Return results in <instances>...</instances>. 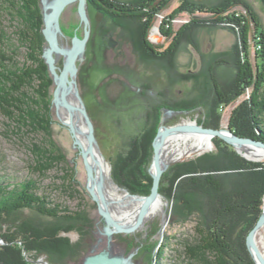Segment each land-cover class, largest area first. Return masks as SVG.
<instances>
[{
	"label": "rangeland",
	"instance_id": "374dc122",
	"mask_svg": "<svg viewBox=\"0 0 264 264\" xmlns=\"http://www.w3.org/2000/svg\"><path fill=\"white\" fill-rule=\"evenodd\" d=\"M43 1L41 0L42 7L50 6L47 9L50 13V8L56 0H45L47 2L44 4ZM89 1L86 0L90 35L84 53L76 61L77 87L93 121L98 145L109 162L111 180L121 189L119 193L124 195V190L131 191L114 179L112 161L114 154L126 148L133 131L141 128L147 109L153 111L155 106H159L161 114L159 127L186 122H197L210 127L205 123L211 124L214 120L217 129L229 127L231 112L248 99L251 90L248 89L244 95L237 97L229 105L221 106L218 119L208 117L209 105L213 106L216 100L211 79L214 77L218 82L229 87L235 82L237 69L223 61L230 63L236 61L234 52L241 49V40L238 34L239 27L228 21V17L233 12H239L249 18L251 22L250 61L255 67L256 51L261 46L255 42L256 39L259 41V29L251 19L249 11L252 10L258 16L263 30L264 4L260 0H167L160 12L152 14L154 19L147 29L148 40L157 53L152 54L141 41L144 24L148 19L129 17L131 13L123 12L121 7L109 8L106 12V8H97V6L93 8ZM109 1L128 3L132 0H107ZM159 2L157 1L156 4ZM179 6H181L180 12L171 19L169 16ZM216 7H222L225 11L219 15L212 13V8ZM78 8L79 0H76L66 5L61 11L59 33L57 31L58 45L59 47L61 45V48H72L75 35L79 38L85 36V23L81 20ZM146 11H149L148 8ZM220 17L224 19L219 20ZM2 20L12 33L17 21L13 20L10 14L5 13ZM185 24L189 26L184 28ZM53 29L57 30L55 26ZM165 31H170V34L168 35ZM111 38L116 41L114 47L109 45ZM14 40L18 44L17 39ZM173 42L178 43L177 48H174L171 55H167L166 50ZM47 47L48 42L45 39L44 49ZM25 53L26 47L21 46L17 56L20 63L25 61ZM53 55L56 59L57 71L60 73L65 65V56L61 52H55ZM47 66L52 80L50 86L51 136L65 154L67 161L56 162L53 168L42 177L32 172L30 167L33 164V144L44 143L46 141L44 133L32 129L14 131L15 129L0 113V180L7 176L19 182L31 177L37 179L40 194H46L53 202L60 203L66 213L79 216L78 218L76 215L74 219L68 218V222H65L67 220L65 217L59 220L28 208L17 213L16 223L27 220L34 230L36 229V233L42 230L49 242H55L51 245V252L44 250L37 254L33 251L37 254L35 257H30L24 252L29 262L31 264H83L84 259L90 256V253L92 254V249L97 247L99 241H106L107 244L108 237L104 233L106 222L100 213L98 201L93 198L89 190L88 171L81 149L75 144V138L69 127L61 120L54 102L58 84L48 64ZM69 78L72 80L71 76ZM192 102L195 103L192 104ZM190 133V143H194L192 153L187 158L179 157L176 163L165 170L164 179L162 177L161 180V197L167 202L164 216L149 219L150 221L146 222L142 228L133 232H118L112 237L119 251L130 252L129 256H123L130 258L132 262L135 261L136 264H190V259L186 255V244L195 243L197 239L195 226L199 220H203L204 216L201 214L207 213L208 209L200 204L197 208L184 206L175 200V196L188 197L187 186L180 188L178 185L182 180L184 182L182 183L186 184L190 176L181 173V176L175 177L174 167L183 166L184 171L186 167L197 165V168L202 167L200 171L203 174L210 170L223 174L236 171H264L260 166L250 165L249 163L256 161L247 159L236 149L233 152L238 153L239 157L237 159H233L232 155L228 157L219 137L213 138L211 150L203 151L211 145L210 138ZM197 151L199 153H196ZM219 152L221 160L228 157L225 169H216L215 167L218 166L216 159L212 161L208 155ZM256 163L264 166V159ZM170 180H175L173 185ZM200 185L204 187L202 188L204 190L206 187L204 180ZM230 194H232L231 191ZM184 196L181 198L183 201L187 199ZM233 196L235 199H241L244 194L239 192ZM193 209L197 212L194 213ZM61 213V215L65 214L64 211ZM238 214L237 216L240 217L233 220L229 234L232 243L237 247L245 237V235L242 236L243 232L240 231L239 225L244 223L242 219L247 218L241 215L242 213ZM7 227L5 222H0L1 232L17 230L16 226ZM248 233L245 237L246 247ZM256 239L259 246L264 249V229L257 234ZM4 244L5 240L1 238L0 246Z\"/></svg>",
	"mask_w": 264,
	"mask_h": 264
},
{
	"label": "trees",
	"instance_id": "16d2710c",
	"mask_svg": "<svg viewBox=\"0 0 264 264\" xmlns=\"http://www.w3.org/2000/svg\"><path fill=\"white\" fill-rule=\"evenodd\" d=\"M157 1L160 2L156 4ZM166 1L132 0L128 3H120L122 1L90 0L89 3L93 8H95L94 6L106 8V12L109 8L121 7L123 12L131 13L128 15L129 17L148 19L144 24L141 41L147 50L155 54V48L147 37V29L154 19L153 15L164 8ZM260 1L264 4V0ZM147 8L149 11H146ZM180 10L181 6L175 9L169 17L173 19ZM224 11L222 7L212 8V13L217 15ZM4 13L10 14L12 19L17 21L12 33L3 23ZM249 15L259 29V41L256 39L255 42L261 47L256 51V66L254 67L250 61L251 22L244 14L233 12L228 17V21L239 27L241 49L235 50L236 61L234 63L223 62L231 64L237 69L235 82L231 88L229 85L218 82L214 77L211 79L216 100L211 106L213 109L209 105L208 117L218 119L221 114V106L229 105L231 101L244 95L249 89L251 91L248 99H245L231 112L229 128L239 136L264 141V29H261L258 16L252 10L249 11ZM221 19L224 17L219 18V20ZM188 26L189 24H185L184 28ZM43 28L44 15L41 0H0V113L15 129L14 131L32 129L44 133L46 141L41 144H33V164L30 167L31 171L38 174L39 177L45 176L56 162L67 161L65 154L51 136L50 86L52 80L43 57L45 47ZM165 32L170 34V31ZM162 33H164L163 30ZM15 38L18 44L15 42ZM176 45L178 43H171L166 54L171 55L174 48H177ZM21 46L26 47V59L23 63L17 59ZM194 103L192 102V104ZM160 117L159 106H155L153 111L147 109L141 128L133 131L123 151L114 154L113 177L121 186L128 188L133 193L148 195L151 191L153 178L148 168L153 157V140L157 134ZM205 125L217 128L215 120L211 124L206 122ZM220 140L228 157L232 155L233 159H237L239 154L233 152L234 147L224 140ZM208 155L212 161L216 159V165H218H215L216 169L226 168L224 166L227 164L228 157L221 160L220 152ZM249 164L264 169L261 163L251 162ZM177 167L173 168L176 173L173 174L175 177L178 178L181 173L190 176H188L186 184H183L182 180L178 185L180 188L187 186L189 198L183 195L187 198L183 201V199L181 200L183 196H175V200L184 206L197 208V205L200 204L208 209L207 213L201 214L204 216L203 220L200 221L199 218L195 226L197 231L195 243L186 244V255L190 259V264H256L246 247L245 237L261 215L264 197V171H236L231 174H223L210 170L203 174L200 171L202 167L197 168V165L186 167L184 171L183 166ZM11 179L12 177L7 176L2 181L0 180V222H5L7 228L16 226L17 230L14 232L0 231V237L5 240V244L0 246V264H31L24 252L30 257H35L44 250L51 252V245L55 242H49L42 230L36 233V229L34 230L27 220L16 223L17 213L28 208L59 220L61 217H65L67 218L65 222H68V218L74 219L76 215L78 218L79 216L66 213L60 203L53 202L46 194H40L38 192L40 185L37 179L31 177L20 182ZM203 180L206 185L204 190L202 189L204 187H200ZM170 181L172 185L175 182V180ZM160 190H162V184ZM239 192L244 194V197L235 199L233 195L239 194ZM178 210L179 208L176 210L177 213ZM62 211L65 214L61 215ZM193 212L195 213L197 210L193 209ZM238 213H242L241 215L247 218L242 219L244 223L239 225L240 231L243 232L242 236L245 235V237L237 247L232 243L229 234L233 220L240 217L237 216ZM33 251H36L37 254Z\"/></svg>",
	"mask_w": 264,
	"mask_h": 264
},
{
	"label": "water",
	"instance_id": "95a60500",
	"mask_svg": "<svg viewBox=\"0 0 264 264\" xmlns=\"http://www.w3.org/2000/svg\"><path fill=\"white\" fill-rule=\"evenodd\" d=\"M73 1L76 0H56V2L50 8L51 9L50 13L47 12V9L50 6L46 5V7H44L45 10L43 11V15H44L45 26L43 28V34L48 42V47L44 49L43 57L46 63L49 65L51 72L54 75L55 82L58 84V87L56 88L54 94V102L58 108L59 114H61L60 110L62 107H66L69 110L71 116V118H69L70 119L69 121H65L61 115L60 117L61 120L64 122V124H66L69 127L73 137L75 138V144L78 145V147L81 149V154L84 160V164L88 171V187L93 195V198L96 201H98L100 213L106 222V226L104 227V231H105L104 233L109 237L110 243L112 241V237L114 233L133 232L134 230L138 229L150 205L159 196H161L160 186H161V180L163 174L169 166H171L172 164L178 161L175 160L171 163H163L162 161L161 147L163 142L169 136L178 134L180 132H196V133L207 134L211 140L214 137H219L228 144L232 145L234 149L238 151V153H240L242 156L246 157L247 159L256 162L262 161L248 157L245 153L241 151L240 147L249 145L256 147L257 149L264 152V141L255 138L239 136L238 134L233 132V130H231L229 127L221 128V129L210 128L200 125L197 122L181 123L171 126L161 125L153 141L154 155H153L151 167L149 168V172L153 177V184L150 193L148 195H140V194H132L128 190H124L125 194L123 197H121L122 199H125L127 197H133V199L142 200V207L140 210V214L137 220L134 223H130V224L128 223L124 224L119 219H115L109 208V206L111 205V199H109L108 194L105 192L107 191L105 181L102 177L96 178L94 174V169L89 160V155L91 152L90 149H92L95 144L98 145V142L95 135V127L93 121L88 113L86 104L83 98L81 97L76 81V73H77L76 61L80 57V55L84 53L86 48V43L90 35V29H89L90 20L87 15L86 0H79V8H78L81 20L82 22L85 23V36L84 38H79L77 35H75L73 40V47L70 50L67 49L68 47L65 49L59 47L58 36L57 34L53 33V31H51L50 29L51 26L53 27V25L54 26L56 25V29H58V33H59L60 30L59 17L61 11L66 5L72 3ZM46 2L47 1L44 0L43 4ZM109 45L114 47L116 45V41H114V39L111 38L109 41ZM55 52L57 53L61 52L65 56V65L60 73L57 71V66L55 63L56 59L53 55ZM70 76L72 80L69 78ZM72 85L74 87L76 97L82 103V107L80 108V111L83 115V119H84L83 123H85L86 125L85 126L86 136L88 138V143H89V147L87 148H85L82 142L78 139L77 136L78 127L75 125L74 117H73L75 114L76 107L69 101L68 98L69 93L66 91V89L70 88ZM211 148L209 149L211 150ZM196 153H199V151H197ZM103 157L105 158L104 155ZM111 181L114 184V181L113 180ZM116 189L117 191L121 190L118 186H116ZM262 229H264V198L262 203L261 215L258 218L254 227L249 231L247 236V247L256 264H264V249H262L259 246L256 239L257 234ZM83 264H135V263H133L130 260V258H124L122 256L112 257L110 256L109 253L101 252L95 255L87 256L84 259Z\"/></svg>",
	"mask_w": 264,
	"mask_h": 264
},
{
	"label": "bare ground",
	"instance_id": "6f19581e",
	"mask_svg": "<svg viewBox=\"0 0 264 264\" xmlns=\"http://www.w3.org/2000/svg\"><path fill=\"white\" fill-rule=\"evenodd\" d=\"M53 27L52 26L50 27L51 31L57 34L58 29L54 30ZM67 49L70 50L71 48L69 47ZM66 91L69 93L68 94L69 101L76 107L75 114L73 117H74L75 125L78 127V131H77L78 139L82 142L83 146L87 148L89 147V143H88V138L86 136V128H85L86 125L85 123H83L84 119L80 111V108L82 107V103L76 97L73 85L70 88L66 89ZM60 112H61L60 115L65 121L70 120L69 118H71V116L69 110L66 107H62ZM186 123H194V122H186ZM192 133H196V132H192ZM189 134L191 135L190 132H180L178 134L169 136L163 142L161 147V158L163 163H171L175 160H178L179 157L187 158L188 156H190V154L192 153V147L194 143H190L191 136H189ZM196 134L208 136L207 134L204 133H196ZM212 140H211V145L206 149H203V151L211 148ZM240 149L243 153H245L248 157L252 159L255 160L264 159V152L257 149L256 147L246 145L240 147ZM90 150H91L89 155L90 163L94 169V174L96 178L102 177L105 181L106 189H107V191L105 192L108 194L109 199H111V205L109 206V208L113 216L115 217V219H119L124 224L134 223L140 214V210L142 207V200L133 199V197H127L125 199H122L121 197H123L124 195L122 193H119V191H117L116 186L110 180L111 179L110 165L109 162L103 157V153L100 147L95 144L93 148ZM166 205L167 202L163 200L161 196H159L146 211L139 229L142 228V226L145 225L146 222L150 221L149 219H155L160 215L164 216V213H166L165 212Z\"/></svg>",
	"mask_w": 264,
	"mask_h": 264
},
{
	"label": "flooded vegetation",
	"instance_id": "af4514ba",
	"mask_svg": "<svg viewBox=\"0 0 264 264\" xmlns=\"http://www.w3.org/2000/svg\"><path fill=\"white\" fill-rule=\"evenodd\" d=\"M98 4L100 5V3H98ZM60 47H61V45H60ZM59 68H61V66ZM108 240H109V237L107 238V244L105 243L106 241L105 242H103V241L100 242L99 241L97 243V247H95V249H92V254L90 253V255H95V254L104 252V253H109L110 256H112V257L113 256H122V257H124L123 255L129 256V253H130L129 251L128 252H126L124 250L123 251H119L117 245L115 244V241H111V243H109ZM135 264H136V262H135Z\"/></svg>",
	"mask_w": 264,
	"mask_h": 264
}]
</instances>
